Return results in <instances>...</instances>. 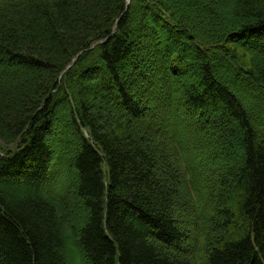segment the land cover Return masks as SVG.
<instances>
[{"label": "trees", "instance_id": "trees-1", "mask_svg": "<svg viewBox=\"0 0 264 264\" xmlns=\"http://www.w3.org/2000/svg\"><path fill=\"white\" fill-rule=\"evenodd\" d=\"M72 252L264 264V0H0V264Z\"/></svg>", "mask_w": 264, "mask_h": 264}, {"label": "rangeland", "instance_id": "rangeland-1", "mask_svg": "<svg viewBox=\"0 0 264 264\" xmlns=\"http://www.w3.org/2000/svg\"><path fill=\"white\" fill-rule=\"evenodd\" d=\"M135 5V4H134ZM151 12V15L154 17V18H157V16L152 12V11H150ZM150 57H148L147 59H149ZM140 83V82H139ZM57 114V113H56ZM57 117H59V114H57ZM56 123H58L59 124V121H57L56 120ZM53 133L51 134V138L52 139H54L55 141H57L56 142V144L58 145L59 144V135H58V131H57V129L55 130V128H53V131H52ZM59 148H61V146L59 145L58 146V150H59ZM57 152V151H56ZM56 155V154H55ZM55 158V157H54ZM58 179V181L57 180H54L53 181V183L51 184V187L53 188V189H59L60 188V178H57ZM73 200V199H72ZM74 202V201H73ZM71 204H73L72 203V201H71ZM182 223L183 224H186V218L185 219H183L182 220ZM70 258L72 259V263L73 264H82L81 262H80V260L78 259V258H76L75 257V252H72V254L70 255Z\"/></svg>", "mask_w": 264, "mask_h": 264}]
</instances>
